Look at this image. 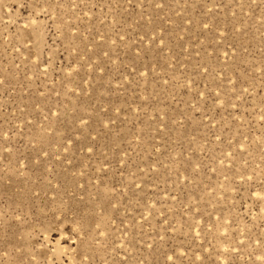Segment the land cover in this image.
I'll list each match as a JSON object with an SVG mask.
<instances>
[{"label":"rangeland","instance_id":"1","mask_svg":"<svg viewBox=\"0 0 264 264\" xmlns=\"http://www.w3.org/2000/svg\"><path fill=\"white\" fill-rule=\"evenodd\" d=\"M0 264H264V0H0Z\"/></svg>","mask_w":264,"mask_h":264}]
</instances>
